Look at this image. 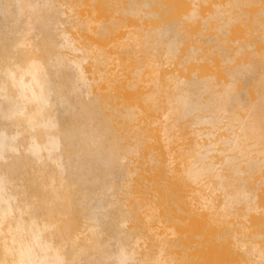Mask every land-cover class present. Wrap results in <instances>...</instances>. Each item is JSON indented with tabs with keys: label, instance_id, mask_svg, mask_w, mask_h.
I'll return each instance as SVG.
<instances>
[{
	"label": "bare ground",
	"instance_id": "bare-ground-1",
	"mask_svg": "<svg viewBox=\"0 0 264 264\" xmlns=\"http://www.w3.org/2000/svg\"><path fill=\"white\" fill-rule=\"evenodd\" d=\"M173 1L0 0V264H264L238 221L207 242L232 259L147 227L193 187L264 218V0Z\"/></svg>",
	"mask_w": 264,
	"mask_h": 264
},
{
	"label": "rangeland",
	"instance_id": "rangeland-1",
	"mask_svg": "<svg viewBox=\"0 0 264 264\" xmlns=\"http://www.w3.org/2000/svg\"><path fill=\"white\" fill-rule=\"evenodd\" d=\"M182 1H184L185 3L183 4L180 3ZM173 2L175 3L176 9H174L175 8L174 4H170V6L171 5L174 6V8H172V6L171 8L174 9V11L172 10V13L174 12L175 14L174 13L173 14L176 16H178V14H180V12L183 11L182 9L184 7L186 8L187 6H189V4L186 3V0H180V2L179 1L176 2L174 0ZM178 3L180 6H178ZM208 4L209 3L202 5V10L204 13L206 9L209 10L211 8L210 7L211 4L209 5ZM178 7H180L178 9L179 11L177 10ZM88 8L89 7L83 9L81 13L83 14V11H84L85 14L92 15L93 10L90 8V12H89ZM164 8L167 9L168 7L166 6ZM86 9L87 11H85ZM165 9H163L162 12H164ZM162 12L161 14L163 16L161 18H164V16L168 15L165 13L163 14ZM99 15H102V14L101 13L96 14V16H99ZM137 19L136 20L134 19L135 21L134 20L128 21V24L127 23L126 24L129 27L126 29H123L120 35H122L123 33L124 34L127 33V31H132L134 29L135 24L140 25L143 28H148L150 25L154 26L157 24V21L160 20V17L155 18V19L151 17V19H154V20H151L145 16V17H141L140 21L138 22H137ZM133 22L135 24H133ZM241 37L242 35L238 34L236 36V39L241 38ZM78 54H81V52H78ZM87 67L90 71H94V63L92 60H90L87 63ZM175 68L176 67H167L169 71L171 70L173 71ZM209 68H212V70H215V68L212 65ZM119 70L120 69L117 68L113 62H109V67L107 68L108 73H113V72L118 73ZM32 87H33L32 82H29L26 85V88L28 89H31ZM95 139L98 140L99 136H97ZM199 142L203 143L204 141L202 139H199ZM165 159H169V156H166ZM214 160L218 162V158H215ZM169 175H171V173H169ZM183 190H182V193L185 195L187 199L188 206L184 210L185 213L183 212L182 215L176 216L177 218L176 220H178L176 224H173L167 221V219L164 216L165 215L164 208L158 207L157 204L153 206L152 209L155 211L157 218L154 221L147 222V227L149 229H153L152 232L154 233V236H153L154 244H156L159 241H163L165 238H170V240L183 238L184 247L181 248L180 250H176L179 253H183L184 250H188L189 255H193L196 253L200 255L210 253V254H218L219 256H222L223 258L232 259V256H233L232 250L228 248L227 246H220L218 250H213V248L210 247V245L207 243L210 240L212 241L214 240L213 239L214 233L221 226H223L221 225V222H220L221 220H227L229 224H232L233 222H237V221L244 224L245 227L248 228V230L242 231V232L246 233L249 237H253L254 234L257 233L258 231L264 230V226L257 227L258 225H261L264 221L263 215H260L259 213H252V214L245 213V218L244 217L233 218V216L227 217L226 213L223 211L222 200L220 196L216 197L214 194H211V193L208 194L204 189H200L198 187L190 188L189 190H185L184 192ZM210 201L214 202V205H215L214 208H210ZM263 209H264V205L261 208V210ZM197 213H203L205 216L202 219L203 222L198 225L195 224V220L193 218H189V214L195 215ZM207 214H210V217H208ZM150 245H151V242L147 240V243L145 245L142 244V247L139 249L141 250L140 252L144 253L146 252L145 250H149L151 248ZM247 248H248V245L246 246L241 245L237 247L236 250H247ZM154 250H159V249L154 248Z\"/></svg>",
	"mask_w": 264,
	"mask_h": 264
}]
</instances>
